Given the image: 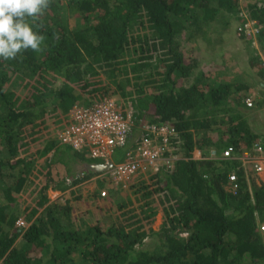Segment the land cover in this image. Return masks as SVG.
I'll return each mask as SVG.
<instances>
[{
  "label": "trees",
  "instance_id": "obj_1",
  "mask_svg": "<svg viewBox=\"0 0 264 264\" xmlns=\"http://www.w3.org/2000/svg\"><path fill=\"white\" fill-rule=\"evenodd\" d=\"M26 19L44 37L41 50L0 58V264H264V182L220 158L226 148L238 154L260 142L264 150L240 110L248 86L210 80L181 39L221 33L240 19L256 23L264 45V0H48L38 18ZM254 61L258 54L251 66L264 80ZM179 78L190 82L177 87ZM117 93L130 99L134 125L112 161L124 160L147 123L174 126L180 159L151 175L154 189L137 186L144 202L128 223L121 212L107 229L78 226L71 205L48 203L45 190L100 174L71 171L72 163L97 161L60 143L49 123L63 128L74 105ZM42 182L25 200L28 185ZM159 208V228L146 229Z\"/></svg>",
  "mask_w": 264,
  "mask_h": 264
},
{
  "label": "rangeland",
  "instance_id": "obj_2",
  "mask_svg": "<svg viewBox=\"0 0 264 264\" xmlns=\"http://www.w3.org/2000/svg\"><path fill=\"white\" fill-rule=\"evenodd\" d=\"M243 3L244 0H241V4ZM73 23L71 21L72 25ZM241 24L240 19H232L227 27L221 29V33L209 31L206 36L198 34L195 36L194 41L187 42L184 40L186 39L185 36L183 37L182 35V48L185 54L198 59L199 69L210 80L221 82L237 81L245 83L248 86V89L240 94L244 97L250 96L254 105L252 108L247 109L243 107L240 110L246 117L251 129L264 137V80L258 76V67L251 66L252 57L255 54H260L264 57V45L259 42L253 45L252 40L239 37L237 35V28ZM254 62L257 66H260V62ZM189 82L190 79L184 80L179 78L177 79V87L187 85ZM127 88L131 89L130 86ZM110 97L121 104L130 103V99H124L119 93ZM49 124L53 130L52 135L55 137L61 129L59 128L60 125L51 122ZM71 166L72 174L83 170L82 165L72 163ZM246 177L247 179L256 178L264 182V171L255 173L252 169L248 168ZM101 178L98 175H94L74 186H68L67 183L56 184V187L51 185L45 190V194L49 200L48 203L57 202L64 206L65 202H68L71 205V221L75 225L79 226L85 223L90 225L98 224L102 229H107L112 224L114 218L121 212H124L121 216L125 219V224L128 223L126 220L128 216L139 214L140 204L144 202V198L141 196L142 191H137V186L141 182L147 184L149 189H154L158 186L155 184V177H151L148 174L136 178L135 182L127 189L118 188L113 183L105 180L101 181ZM44 183H40L38 187L35 184H29L26 188L24 199L28 200L31 196H38L40 194L39 188ZM101 190H105L106 196H108L107 201L101 199L103 198L100 195ZM121 201L127 204L122 209L119 207ZM161 222V208L158 209L157 214L150 218V220L143 221L146 229L151 227L153 230H157ZM262 234L264 236V231H262ZM20 242V240H17V246L20 245Z\"/></svg>",
  "mask_w": 264,
  "mask_h": 264
},
{
  "label": "built area",
  "instance_id": "obj_3",
  "mask_svg": "<svg viewBox=\"0 0 264 264\" xmlns=\"http://www.w3.org/2000/svg\"><path fill=\"white\" fill-rule=\"evenodd\" d=\"M258 32L259 27L252 20H246L237 28V35L251 39L253 45L258 43ZM259 56L264 74V57L260 54ZM243 102L247 109L254 105L250 96L244 97ZM67 117V123L56 135L59 142L69 145L99 164L109 165L107 170L98 176L107 177V181L118 188L127 189L136 178L153 175L162 166L171 167L180 159V156L175 154L178 132L174 126L171 123H147L142 126L139 137L133 142L134 146L125 153L124 160L112 161L114 150L126 144L134 125L131 103L121 104L112 97H105L89 105H74ZM216 156V150L211 148L209 157ZM220 158L236 161L237 168H242L245 176L248 168L255 173L264 171V150L258 143L238 154L231 148H226ZM237 179L236 171L232 170L228 174V185L232 192L238 187ZM100 195L105 197V190H101ZM17 224L25 226L22 220ZM260 229L264 231V224Z\"/></svg>",
  "mask_w": 264,
  "mask_h": 264
},
{
  "label": "clouds",
  "instance_id": "obj_4",
  "mask_svg": "<svg viewBox=\"0 0 264 264\" xmlns=\"http://www.w3.org/2000/svg\"><path fill=\"white\" fill-rule=\"evenodd\" d=\"M48 0H0V58L15 59L22 50H41L44 37L26 18H38Z\"/></svg>",
  "mask_w": 264,
  "mask_h": 264
},
{
  "label": "water",
  "instance_id": "obj_5",
  "mask_svg": "<svg viewBox=\"0 0 264 264\" xmlns=\"http://www.w3.org/2000/svg\"><path fill=\"white\" fill-rule=\"evenodd\" d=\"M82 167L86 168L87 170L91 172L101 173V172L106 171L109 165L86 162L82 164Z\"/></svg>",
  "mask_w": 264,
  "mask_h": 264
},
{
  "label": "crops",
  "instance_id": "obj_6",
  "mask_svg": "<svg viewBox=\"0 0 264 264\" xmlns=\"http://www.w3.org/2000/svg\"><path fill=\"white\" fill-rule=\"evenodd\" d=\"M199 157H200L199 151H196L195 154H194V158L197 159Z\"/></svg>",
  "mask_w": 264,
  "mask_h": 264
}]
</instances>
